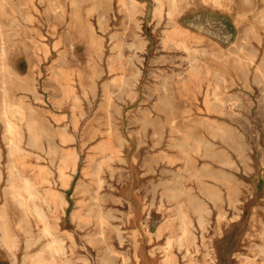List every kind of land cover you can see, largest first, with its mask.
<instances>
[{
  "label": "rangeland",
  "instance_id": "1",
  "mask_svg": "<svg viewBox=\"0 0 264 264\" xmlns=\"http://www.w3.org/2000/svg\"><path fill=\"white\" fill-rule=\"evenodd\" d=\"M136 1L0 0V212L17 238L8 250L0 231V264L49 258L31 207L2 194L4 118L29 152L15 167L35 190L62 194L72 264H264V0ZM170 110L184 118L178 133H168ZM184 133L190 163L171 145ZM118 137L121 153L110 157ZM70 152L76 167L62 188L57 166ZM172 188L185 203L191 188L203 215L187 253L168 239ZM160 228L165 236L150 241Z\"/></svg>",
  "mask_w": 264,
  "mask_h": 264
},
{
  "label": "bare ground",
  "instance_id": "2",
  "mask_svg": "<svg viewBox=\"0 0 264 264\" xmlns=\"http://www.w3.org/2000/svg\"><path fill=\"white\" fill-rule=\"evenodd\" d=\"M126 1L128 2V5H130V8H134L135 4H137L136 0H126ZM155 11L159 12L158 7H156ZM169 14L170 13H168V15ZM180 60H181V57H180ZM170 75H173V74H170ZM166 77H169V76L166 75ZM167 79L170 80V78H167ZM177 113H175L174 110H170V112L163 115L165 118V122L166 124H168V127H169L168 128L169 134L178 133L177 124L179 121H177V119L178 118L181 120L184 119L180 117V114H179V117H177ZM156 119H158L159 121H163V119H160L158 117ZM2 123L4 125V130L7 133V136L5 139H6V145H7V155L9 159L8 165H7V171H6L7 172V178H6L7 186H5V190L3 191L2 194L3 196L8 195L12 199L14 204H17L18 207L20 208H23L26 210V209H29V206H30L31 211L34 214L35 218L39 220L42 224L40 236L46 238V243L44 247L46 249V252L49 253V258L47 260L44 259L42 257V253L38 252L37 256H35L34 258L33 257L31 258V261H32L31 263L32 264H72L66 252L67 247L63 241L62 236H60L59 234V231H60L59 214L61 212L62 213L64 212V205H65L62 194L52 185H51V188H48V189L42 188L40 190H35L34 188L31 187V183L29 179H27L25 176H22V174L15 167V164H14V158L19 157L23 154L25 155L29 154V152L26 151L23 147V145L25 144L23 132L21 129H19V127H16L12 123H10L6 118L2 120ZM186 128L189 129L187 125H186ZM33 133L34 132L31 130L27 131V134H28L27 139H28L29 144H31L32 142H35L36 140L35 134L32 135ZM187 139H188L187 133H184L183 139H177V138L171 137V140H172L171 145L173 147H176L182 150L184 147L190 146V143L187 141ZM117 141H118L117 146H116L117 149L116 151H112L111 149L114 146L113 139L110 138L108 140V144L112 143L111 148L108 151L110 153L108 154L110 157H112L113 155L119 157L121 153L120 148L123 146V143L121 142L120 137H118ZM200 143L202 144L201 139L200 141H198V144L196 145L197 148L200 146ZM191 151L193 150L189 147L187 148V150L186 149L182 150L183 160L185 163H190L191 158H190L189 153ZM101 156H106V154L102 153ZM67 167H69L68 170H70V172L75 171L74 169L76 167V155L71 152L68 153L67 155H64L60 160V164L57 166V171H59L58 177L60 180V181L58 180L59 181L58 183H59V186L62 188H67L68 182L71 177V173L70 174L66 173L65 169ZM62 169L65 171H63ZM61 177H63V180ZM0 179H3L1 176V172H0ZM94 180H95V185L97 187L96 190H98L99 188L102 187L101 186L102 180L98 172L94 174ZM21 191H24L25 195H23ZM169 191H170L171 200H174L176 202L174 206V211H175L177 223L174 225H171V224L168 225L167 233L170 236L168 237V239H170L171 237H174V242L177 245V247L184 249L187 253L188 246L194 245V242L196 239V233L194 231H196L197 228L202 229L203 215H201L199 210L197 209L198 202L196 199V195L194 192L191 191V188L185 193L186 194L185 200H187L186 203L181 200H178V196L184 194L183 190L172 188V189H169ZM201 195H204L208 199H212V197L214 196L211 193L210 189L207 187L202 188ZM0 198H1V194H0ZM95 198H98L97 194L95 195ZM35 201H37V203H35ZM94 216H95L94 217L95 220L92 221L94 222L93 223L94 228H96L97 233L103 239L102 233H103L104 225L106 224V220L100 211H98ZM195 219H196L197 227H195L193 223ZM0 222H1L0 231H1L3 245L8 250H10L11 248L15 249L17 247V238L15 237V229L14 228L9 229L7 227V223L9 221H8L7 214L4 211L0 212ZM17 227H18V224H17ZM18 228L19 230H22L21 226H19ZM262 230H264V224H263ZM22 231L28 236L29 234L28 230L23 229ZM162 236L164 237L165 234L163 233V229L160 228L156 231V235L154 239L149 235V240L154 242L156 240H159L160 237ZM30 243H31V239L27 237L25 239V244H24L25 250L28 249ZM166 245L169 246L168 243ZM12 255L13 257H15L14 252H12ZM27 256H28V253H26L23 257H27ZM134 257L136 258L135 255Z\"/></svg>",
  "mask_w": 264,
  "mask_h": 264
}]
</instances>
